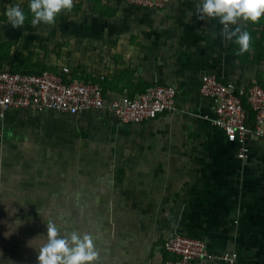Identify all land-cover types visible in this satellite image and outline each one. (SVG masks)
Wrapping results in <instances>:
<instances>
[{"label":"crops","instance_id":"obj_1","mask_svg":"<svg viewBox=\"0 0 264 264\" xmlns=\"http://www.w3.org/2000/svg\"><path fill=\"white\" fill-rule=\"evenodd\" d=\"M28 2L0 0L2 67L68 66L72 78L99 83L107 101L171 85L178 110L143 123L105 110H8L0 117V264H38L29 241L43 242L49 220L62 236L89 234L95 264H165L164 243L176 233L237 252L235 264H264V139L251 134L239 158L200 91L208 73L264 86V14L237 21L250 34L237 55L219 21L197 12L200 0H169L164 9L73 0L52 25L29 19L13 28L6 9ZM49 43L64 48L60 58L34 55L30 65H50L28 66L24 48Z\"/></svg>","mask_w":264,"mask_h":264},{"label":"built area","instance_id":"obj_2","mask_svg":"<svg viewBox=\"0 0 264 264\" xmlns=\"http://www.w3.org/2000/svg\"><path fill=\"white\" fill-rule=\"evenodd\" d=\"M136 7L164 9L169 0H124ZM200 91L215 105L214 123L222 128L230 142L239 145L238 157L248 155V137L264 139V86L255 84L249 89L235 82H226L217 73L204 74ZM177 89L171 85L147 88L136 96L123 95L107 101L99 83L72 78L70 68L61 72L44 69L39 72L11 71L0 67V117L10 109L53 111L81 114L105 110L122 123H143L160 113L175 112ZM248 104V108L246 107ZM251 112L254 120L251 121ZM169 254L165 264H235V251L212 252L204 239L176 233L166 240Z\"/></svg>","mask_w":264,"mask_h":264},{"label":"clouds","instance_id":"obj_3","mask_svg":"<svg viewBox=\"0 0 264 264\" xmlns=\"http://www.w3.org/2000/svg\"><path fill=\"white\" fill-rule=\"evenodd\" d=\"M73 0H29L28 10L31 14L33 26L38 24L52 25L62 11L71 10ZM197 12L219 21L222 35L225 39H233L238 45L237 55L249 49L250 34L237 24L238 20L257 22L264 14V0H200ZM5 17L13 28L21 27L25 20V12L13 5L6 9ZM231 25H236L230 29ZM41 236V235H40ZM44 240L36 245L29 241L30 246L38 251V264H95L97 252L94 249L93 239L89 234L81 235L78 231L60 235L56 224L47 221V232Z\"/></svg>","mask_w":264,"mask_h":264},{"label":"rangeland","instance_id":"obj_4","mask_svg":"<svg viewBox=\"0 0 264 264\" xmlns=\"http://www.w3.org/2000/svg\"><path fill=\"white\" fill-rule=\"evenodd\" d=\"M28 4H29V2H28ZM28 4H26V6L23 9V11L25 12L26 17H27L26 20L31 19V14L27 10ZM11 46L8 45L7 48H9V47L12 48ZM63 50H64V48L58 47L57 45L54 46V44L49 43V44H47V46H35V47L29 46L27 48H24V55L23 56H24V58H27V61H29L26 63V64H28V66L33 65V68H36L38 66H40L42 68V67H46L50 64L41 63L39 61H36V62L33 61L34 64L30 65L32 58L34 59V55L35 56L40 55L41 57H43V59L51 58L52 56H58L60 58V55L62 54ZM59 63H61L60 60H59L58 64ZM52 64H54V65H52ZM58 64H57V62L54 61L53 63H51V66H57ZM29 69H32V68H29Z\"/></svg>","mask_w":264,"mask_h":264},{"label":"trees","instance_id":"obj_5","mask_svg":"<svg viewBox=\"0 0 264 264\" xmlns=\"http://www.w3.org/2000/svg\"><path fill=\"white\" fill-rule=\"evenodd\" d=\"M0 64H1V62H0ZM0 67H2V66L0 65ZM11 71H31V72H39L41 70H35V69H29V68L20 70V69H17V68H12Z\"/></svg>","mask_w":264,"mask_h":264}]
</instances>
